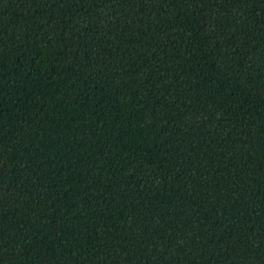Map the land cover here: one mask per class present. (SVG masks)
Returning <instances> with one entry per match:
<instances>
[{
  "label": "trees",
  "instance_id": "1",
  "mask_svg": "<svg viewBox=\"0 0 264 264\" xmlns=\"http://www.w3.org/2000/svg\"><path fill=\"white\" fill-rule=\"evenodd\" d=\"M0 264H264V0H0Z\"/></svg>",
  "mask_w": 264,
  "mask_h": 264
}]
</instances>
